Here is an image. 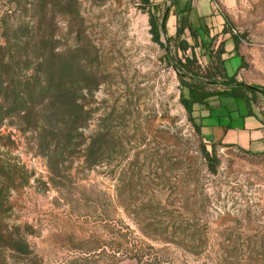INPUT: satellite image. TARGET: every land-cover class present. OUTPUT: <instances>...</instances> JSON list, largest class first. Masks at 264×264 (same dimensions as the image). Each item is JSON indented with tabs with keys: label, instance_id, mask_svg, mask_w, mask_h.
<instances>
[{
	"label": "rangeland",
	"instance_id": "rangeland-1",
	"mask_svg": "<svg viewBox=\"0 0 264 264\" xmlns=\"http://www.w3.org/2000/svg\"><path fill=\"white\" fill-rule=\"evenodd\" d=\"M152 1L166 44L187 0ZM225 17L264 90V0ZM165 53L141 0H0V264H264V154L208 173Z\"/></svg>",
	"mask_w": 264,
	"mask_h": 264
},
{
	"label": "trees",
	"instance_id": "trees-1",
	"mask_svg": "<svg viewBox=\"0 0 264 264\" xmlns=\"http://www.w3.org/2000/svg\"><path fill=\"white\" fill-rule=\"evenodd\" d=\"M172 1L174 5L175 0ZM141 2L144 7H146L150 34L153 42L166 50L165 55L168 54L169 43L172 42L175 52H179L181 54L180 57L176 54L174 57H171L173 58L172 66L177 72L179 86L183 90L179 94V103L185 111L188 121L191 122L199 138H202V136L199 124L196 123V120L198 119L197 117L195 119L192 114H196V107L204 104L211 98L241 99L244 101L248 109V113L251 114V104L258 94H264V90L258 87H246L243 86V84L237 83L235 80V74L229 75L226 71L225 59L222 57V55L225 54V51L222 48L221 50L209 52L208 54L212 56L209 64L206 66L200 65L194 53V47L199 46L197 41V31L191 26L188 20L190 4H185L181 10L175 34L172 37L165 38L166 44H163L161 41V34L165 33L164 22H161L159 16L153 12L155 5L152 0H141ZM185 31L188 32V36L194 41V46L189 45L183 38ZM225 33L226 32L223 31L221 34ZM232 40L236 48L237 40L234 37ZM187 51H189V54H186ZM205 144H208L210 149L207 150L203 145L201 148V157L206 164L208 173L214 175L216 173V167L219 164V160L216 156V147L230 148V146L207 142H205ZM241 152L249 155H262L245 151Z\"/></svg>",
	"mask_w": 264,
	"mask_h": 264
},
{
	"label": "crops",
	"instance_id": "crops-1",
	"mask_svg": "<svg viewBox=\"0 0 264 264\" xmlns=\"http://www.w3.org/2000/svg\"><path fill=\"white\" fill-rule=\"evenodd\" d=\"M219 2L221 11H218L214 0H187L185 4H190L188 20L198 36L224 37V51L228 54L224 58L226 71L229 75H239L244 68V55L236 50L237 47L235 48L233 40L227 37L228 34H221L224 26L229 24L225 14L234 6L236 0ZM172 30L171 35L175 33V29ZM250 109L251 114L248 113L243 100L233 98H211L199 105L196 107V117L203 140L253 154H264V112L258 111L254 105H251Z\"/></svg>",
	"mask_w": 264,
	"mask_h": 264
},
{
	"label": "water",
	"instance_id": "water-1",
	"mask_svg": "<svg viewBox=\"0 0 264 264\" xmlns=\"http://www.w3.org/2000/svg\"><path fill=\"white\" fill-rule=\"evenodd\" d=\"M243 86H246V85H243ZM246 87H249V86H246Z\"/></svg>",
	"mask_w": 264,
	"mask_h": 264
}]
</instances>
